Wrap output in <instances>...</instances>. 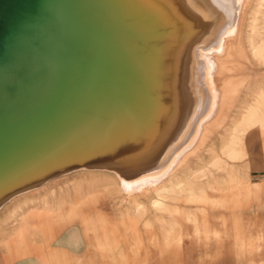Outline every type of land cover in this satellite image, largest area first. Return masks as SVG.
<instances>
[{"label":"bare ground","instance_id":"obj_1","mask_svg":"<svg viewBox=\"0 0 264 264\" xmlns=\"http://www.w3.org/2000/svg\"><path fill=\"white\" fill-rule=\"evenodd\" d=\"M243 1L0 0V203L79 165L160 184L200 123L224 122L238 81L209 74L239 45Z\"/></svg>","mask_w":264,"mask_h":264},{"label":"rangeland","instance_id":"obj_2","mask_svg":"<svg viewBox=\"0 0 264 264\" xmlns=\"http://www.w3.org/2000/svg\"><path fill=\"white\" fill-rule=\"evenodd\" d=\"M240 13L239 45H227L220 62L228 69L218 65L221 72L209 74L218 88L238 81L223 124L200 123L198 147L183 162L170 159L177 168L153 187L133 181L130 191L114 170L79 165L13 192L0 203V259L10 264L42 254L44 264H146L161 247L181 244L183 264H223L224 251L231 264H256L254 223L264 224V57L253 52L264 46V0L243 1ZM65 227L78 233L81 246L87 237L86 253L48 250Z\"/></svg>","mask_w":264,"mask_h":264},{"label":"crops","instance_id":"obj_3","mask_svg":"<svg viewBox=\"0 0 264 264\" xmlns=\"http://www.w3.org/2000/svg\"><path fill=\"white\" fill-rule=\"evenodd\" d=\"M253 168V167H252ZM250 170L249 177L252 176L253 168ZM251 184H260V180H252L251 178L249 179ZM254 211H260L259 205ZM263 220L256 221L255 224V233L256 235V241L255 245L256 248L258 249L257 254L252 257L251 259H254V261L258 262V264H264V224L262 223ZM259 229V230H257ZM258 231V232H257ZM78 235L76 231H74L72 228L65 227L61 231L58 232V234L55 236V241L50 242L48 245V250L49 251H58V252H63L67 253L70 255H83L87 251V237H82V246L79 245L76 240H75V235ZM79 236V235H78ZM161 253L158 254L157 257H154L153 261H150L151 258H149V262L146 264H183V253H182V247L181 244L177 247L175 246L173 249H167L165 250L164 247H161ZM225 250V249H224ZM207 254L209 256V248H207ZM149 252L151 253V248H149ZM230 252V251H229ZM39 254V253H38ZM199 258V255H197ZM194 257H192V260ZM43 256L42 254L40 255H32L31 257H22L19 258L10 264H44L43 263ZM231 257L230 255L227 256L226 251H224V257H223V264H231ZM0 264H7L5 263V260L2 258L0 259ZM94 264H103L101 261H95ZM199 264V263H198ZM204 264V263H203ZM205 264H215L214 260L207 261Z\"/></svg>","mask_w":264,"mask_h":264},{"label":"water","instance_id":"obj_4","mask_svg":"<svg viewBox=\"0 0 264 264\" xmlns=\"http://www.w3.org/2000/svg\"><path fill=\"white\" fill-rule=\"evenodd\" d=\"M34 66H33V68H34V71L36 72L35 74H39V75H41V71H50V72H52V71H54V69H52V70H49L48 69V67H42V65H44V64H40V63H38V62H36L35 64H33ZM48 65V64H47ZM54 68V67H53ZM38 72V73H37ZM50 72H48V76H51V74H49ZM53 73H55V72H53Z\"/></svg>","mask_w":264,"mask_h":264}]
</instances>
